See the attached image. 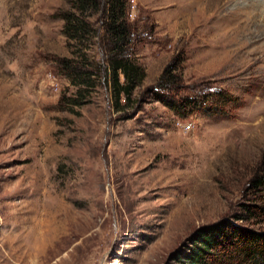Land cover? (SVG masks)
I'll return each mask as SVG.
<instances>
[{
  "label": "rangeland",
  "instance_id": "rangeland-1",
  "mask_svg": "<svg viewBox=\"0 0 264 264\" xmlns=\"http://www.w3.org/2000/svg\"><path fill=\"white\" fill-rule=\"evenodd\" d=\"M129 4L146 77L116 113L103 79L80 98L57 68L70 57L56 17L64 0H0V264H177L197 228L255 201L246 188L264 175V0ZM168 65L180 90L166 100H228L175 114L151 92Z\"/></svg>",
  "mask_w": 264,
  "mask_h": 264
},
{
  "label": "trees",
  "instance_id": "trees-1",
  "mask_svg": "<svg viewBox=\"0 0 264 264\" xmlns=\"http://www.w3.org/2000/svg\"><path fill=\"white\" fill-rule=\"evenodd\" d=\"M67 8L56 17L62 21L61 33L70 47V57L59 58L57 68L77 89V97L105 81L114 112L119 113L133 102L134 92L146 74L134 58L133 35L129 20V0H64ZM98 44L104 59L91 55ZM168 65L151 89L156 101L182 118L193 112L210 113L228 100L221 93L166 100L167 93L180 90V77ZM178 92V91H177ZM214 95V96H213ZM74 105H80L73 99ZM247 191L255 201L240 203L232 219L222 218L197 228L172 254L177 264H264V229H250L239 223L264 222V175L254 174Z\"/></svg>",
  "mask_w": 264,
  "mask_h": 264
}]
</instances>
